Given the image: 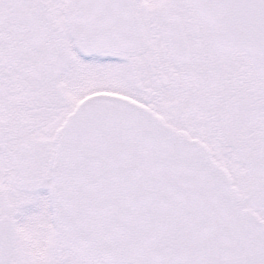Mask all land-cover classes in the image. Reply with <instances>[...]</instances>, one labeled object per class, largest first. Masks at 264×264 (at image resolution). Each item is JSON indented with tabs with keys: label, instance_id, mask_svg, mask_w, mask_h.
<instances>
[{
	"label": "snow or ice",
	"instance_id": "obj_1",
	"mask_svg": "<svg viewBox=\"0 0 264 264\" xmlns=\"http://www.w3.org/2000/svg\"><path fill=\"white\" fill-rule=\"evenodd\" d=\"M0 264H264V0H0Z\"/></svg>",
	"mask_w": 264,
	"mask_h": 264
}]
</instances>
